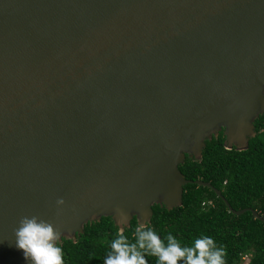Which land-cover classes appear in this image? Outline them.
Returning <instances> with one entry per match:
<instances>
[{
	"label": "water",
	"instance_id": "obj_1",
	"mask_svg": "<svg viewBox=\"0 0 264 264\" xmlns=\"http://www.w3.org/2000/svg\"><path fill=\"white\" fill-rule=\"evenodd\" d=\"M262 114L264 0H0V264H23L22 216L76 241L150 224L188 183L264 222L179 169L220 131L247 149Z\"/></svg>",
	"mask_w": 264,
	"mask_h": 264
},
{
	"label": "trees",
	"instance_id": "obj_2",
	"mask_svg": "<svg viewBox=\"0 0 264 264\" xmlns=\"http://www.w3.org/2000/svg\"><path fill=\"white\" fill-rule=\"evenodd\" d=\"M256 135L248 148L228 149L222 131L205 141L200 160L186 156L179 169L186 179H201L221 190L232 208H251L264 217V114L255 121ZM182 205L168 210L155 204L150 226L162 235L171 232L186 244L201 235L212 236L226 251L225 264H264V222L251 211L235 215L206 186L184 185ZM138 225L131 220L127 234ZM117 226L111 216L88 222L76 241L62 239L65 264H103ZM149 264H155L154 258Z\"/></svg>",
	"mask_w": 264,
	"mask_h": 264
},
{
	"label": "clouds",
	"instance_id": "obj_3",
	"mask_svg": "<svg viewBox=\"0 0 264 264\" xmlns=\"http://www.w3.org/2000/svg\"><path fill=\"white\" fill-rule=\"evenodd\" d=\"M65 204L58 198V208ZM118 215H121L119 212ZM126 217L108 244L103 264H225L226 251L209 235H201L190 244L182 243L171 232L159 233L148 223L138 224L127 234ZM14 243L8 245L21 256L23 264H65L61 232L56 226L37 215L22 216L13 229ZM4 244L0 241V247Z\"/></svg>",
	"mask_w": 264,
	"mask_h": 264
},
{
	"label": "rangeland",
	"instance_id": "obj_4",
	"mask_svg": "<svg viewBox=\"0 0 264 264\" xmlns=\"http://www.w3.org/2000/svg\"><path fill=\"white\" fill-rule=\"evenodd\" d=\"M248 262V258H246V260H245V264Z\"/></svg>",
	"mask_w": 264,
	"mask_h": 264
}]
</instances>
